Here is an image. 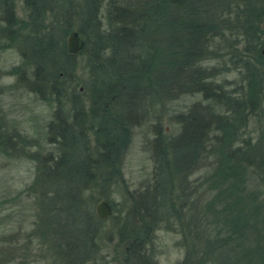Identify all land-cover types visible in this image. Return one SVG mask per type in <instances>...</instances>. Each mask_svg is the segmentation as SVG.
Returning a JSON list of instances; mask_svg holds the SVG:
<instances>
[{
  "label": "trees",
  "instance_id": "obj_1",
  "mask_svg": "<svg viewBox=\"0 0 264 264\" xmlns=\"http://www.w3.org/2000/svg\"><path fill=\"white\" fill-rule=\"evenodd\" d=\"M24 2L29 24L15 17L14 0H0V43L23 37V64L13 73L48 103L70 100L74 111L57 113L49 128L56 157L41 165L32 187L43 232L64 228L56 254L74 264L94 260L107 222L96 206L105 200L130 253L157 223L184 235L185 211L195 210L206 227L204 261L217 254L234 264H264V140L254 143L246 133L264 117V0ZM74 32L85 43L78 55L68 51ZM79 56L89 72V107L73 77ZM221 62L235 69V89L227 78L221 82ZM30 65L34 75L25 79ZM194 94L201 100L176 115L179 135L156 136L151 183L117 202L134 123ZM6 144L0 132V148Z\"/></svg>",
  "mask_w": 264,
  "mask_h": 264
},
{
  "label": "rangeland",
  "instance_id": "obj_2",
  "mask_svg": "<svg viewBox=\"0 0 264 264\" xmlns=\"http://www.w3.org/2000/svg\"><path fill=\"white\" fill-rule=\"evenodd\" d=\"M14 2L15 17L21 23H31L24 0ZM22 38L14 44L12 42V45L8 40L0 43V47L11 45L8 49H0V132L7 138V144L0 148V264H74L56 254L58 244L60 247L66 238L63 235L64 228L59 229L56 225V232L51 233L52 236L43 232L41 222L44 215L36 195L32 192L41 165L56 157L57 148L50 143L51 124L57 121L59 110L72 116L74 111L70 100H65L64 107L57 103H48L13 73L14 68L23 64L25 51L22 48ZM85 62L82 56L74 60L76 69L73 77L80 81L78 88L82 101L89 107L91 90ZM217 63L220 62L209 65ZM221 64L220 78H227L231 89H235L239 78L235 69L231 65ZM34 70V66L27 67L24 71L25 79L32 77ZM200 100L201 97L194 94L167 101L155 117L149 118L151 121L139 118L134 123L130 146L123 155L122 181L116 188L118 195H115L117 202L124 204L129 196L151 183L156 167L153 146L157 134L169 139L178 136L180 128L176 124V115L187 113ZM246 133L253 138L254 143L261 137L264 140V117L252 120ZM201 175V172H197L191 181L197 180ZM200 213L201 211L195 210L185 211L184 235L181 228L172 231L157 223L149 233L147 243L134 254L127 251L114 229L112 209L102 231L99 247L93 254L94 260L84 264H136L137 258L148 261V264H234L233 260L221 261L217 254L207 261L203 260L206 227L196 218ZM190 226L193 230L189 233L187 229Z\"/></svg>",
  "mask_w": 264,
  "mask_h": 264
},
{
  "label": "water",
  "instance_id": "obj_3",
  "mask_svg": "<svg viewBox=\"0 0 264 264\" xmlns=\"http://www.w3.org/2000/svg\"><path fill=\"white\" fill-rule=\"evenodd\" d=\"M84 46H85V43L77 32L72 33L68 37L69 53L73 55H78L83 50ZM262 54L264 56V47L262 49ZM96 213L99 219L107 220L112 214V208L107 201L103 200L98 204L96 208Z\"/></svg>",
  "mask_w": 264,
  "mask_h": 264
}]
</instances>
